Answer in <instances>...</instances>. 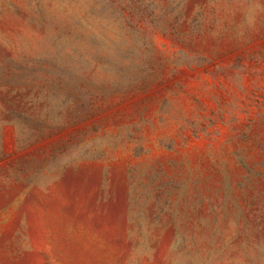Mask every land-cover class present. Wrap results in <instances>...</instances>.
Returning <instances> with one entry per match:
<instances>
[{
	"label": "rangeland",
	"instance_id": "1",
	"mask_svg": "<svg viewBox=\"0 0 264 264\" xmlns=\"http://www.w3.org/2000/svg\"><path fill=\"white\" fill-rule=\"evenodd\" d=\"M150 8L123 37L52 27L104 33L96 59L0 15L34 59L0 77V264H264V0Z\"/></svg>",
	"mask_w": 264,
	"mask_h": 264
},
{
	"label": "trees",
	"instance_id": "2",
	"mask_svg": "<svg viewBox=\"0 0 264 264\" xmlns=\"http://www.w3.org/2000/svg\"><path fill=\"white\" fill-rule=\"evenodd\" d=\"M123 1L120 3L123 5ZM127 4L139 5L136 10L126 12L125 9H113L110 11L105 0H0V15L8 13L24 20L28 25L36 30L44 32L42 46L46 48V52H50L53 56H64V46L71 48L70 57L81 59L83 56L97 58V56L106 53L107 48H103L105 43L110 40L104 33H99L97 37L93 34L89 35L87 41L81 39V35L71 34L69 37H62L61 34L51 32L52 27L59 23L70 28L74 32L87 31L94 24L121 32V37L127 33V30L134 29L137 18L143 19L154 13V9H148L152 5L153 0H126ZM172 12L169 9L162 10L160 13L165 14ZM123 32V33H122ZM130 35V34H129ZM32 51V48L29 47ZM48 50V51H47ZM26 50L23 48L18 54L20 61L14 59L11 52L5 45L0 44V77L7 75H21L31 71L25 62L34 61L32 57L25 56ZM47 54V53H46ZM28 59V60H25ZM75 59V58H74ZM51 66V63L50 65ZM53 74V67L47 70ZM258 256V261L264 263V251ZM251 264H256L253 261Z\"/></svg>",
	"mask_w": 264,
	"mask_h": 264
}]
</instances>
